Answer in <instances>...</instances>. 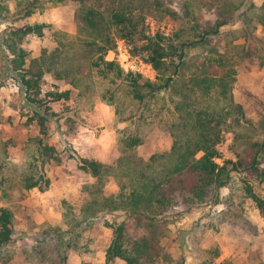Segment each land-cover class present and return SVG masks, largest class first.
Here are the masks:
<instances>
[{
  "label": "trees",
  "instance_id": "16d2710c",
  "mask_svg": "<svg viewBox=\"0 0 264 264\" xmlns=\"http://www.w3.org/2000/svg\"><path fill=\"white\" fill-rule=\"evenodd\" d=\"M68 1L0 0V15L11 14L8 6L11 2L16 4L13 16L22 21L37 11H44L47 3L57 6ZM71 1L79 4L77 33L58 32V47L53 52L44 49L41 56L29 60V53L22 47L28 35L42 36L46 24L10 26L0 36V42L13 57L9 70L29 103L40 111L36 114L41 128V136L31 138L24 148V167L15 166L9 161L4 146L0 148V189L6 195H9V188L48 191L51 182L44 173L45 166L62 161L57 149L46 139L47 123L57 117L50 107H43L45 103L39 99L46 74H52L56 80L79 91L77 115L80 111L92 110L95 96H100L105 104L115 108L118 122L130 124L119 131L121 156L115 164L80 159L81 169L96 179L94 185L85 187L90 188V202L82 210V219L121 211L140 224L149 220V236L139 239L129 236L125 223L110 225L114 237L106 251V264L118 259L126 264L153 263L154 257L161 253L158 239L166 231L159 223L167 220L181 198L184 206L218 205L221 189L227 187L233 173L243 167L251 179L264 183L261 160L264 142L251 144L248 166L244 165L239 153L238 161L225 159L223 165L216 161L222 157L218 145L224 139V126L229 118L237 124H250L243 107L233 100L235 65L227 55L212 48L209 40L210 35L219 34L222 27L230 24V18L242 7H247L245 16L248 11L258 9L253 0H216L218 20L204 25L201 10L210 4L208 0H182L183 18L170 9L173 0ZM157 13H164L182 25L170 36L161 32L150 36L145 28V15ZM118 40L132 44L134 55L146 54V62L157 73L156 80L145 79L141 73L126 72L118 62L106 60L107 54L116 49ZM194 49L201 53L191 56ZM186 69L190 71L187 78ZM180 82L182 86L177 88L175 85ZM162 93H168L170 101L164 103L154 119L169 130L173 145L171 150L145 160L138 155L137 149L145 143L143 127L154 123L146 112L150 110L155 115L150 105ZM70 95L71 91L51 92L48 97L60 101L69 100ZM111 178L119 183L120 191L106 196L104 187ZM243 182L247 197L264 219V198L249 178ZM13 221V211L2 208L1 247L14 239Z\"/></svg>",
  "mask_w": 264,
  "mask_h": 264
},
{
  "label": "rangeland",
  "instance_id": "374dc122",
  "mask_svg": "<svg viewBox=\"0 0 264 264\" xmlns=\"http://www.w3.org/2000/svg\"><path fill=\"white\" fill-rule=\"evenodd\" d=\"M208 1L210 4L201 10L204 25L216 23L218 20V10L214 5L216 0ZM253 2L257 11H248L245 16L247 7H242L240 12L230 18L231 23L221 28L219 34L209 36L210 46L219 54L227 55L235 65L237 73L232 90L233 100L236 105L243 107L250 124H237L231 118L226 122L224 139L218 145L222 157L216 159L220 165H223L225 159L238 161L239 153L244 165L248 166L252 153L251 144L264 142V0ZM8 6L11 14L4 12L0 15V36L10 26L47 25L42 36L30 34L23 41L22 47L29 53V60L41 56L44 49L53 52L58 47V32L72 35L77 33L76 13L79 4L75 1L69 0L68 3L57 6L47 3L44 11H37L32 17L22 21L12 14L16 11V4L11 2ZM169 6L179 17L185 16L182 0H173ZM180 25V21L166 17L164 13L145 15V28L150 36L158 32L170 36ZM138 45L141 46L142 43L139 42ZM119 48L122 51L127 49L131 57L136 59V73L142 70L145 79L156 80V71L142 66L146 62L145 53L134 55L133 45L125 40H118L116 49L110 52L119 56ZM34 52L39 53V56H34ZM110 52L106 60L117 62ZM199 53V50L194 49L190 55L196 56ZM12 58L0 42V148L4 146L9 161L15 166L24 167L25 146L31 138L41 136L36 114L40 111L29 103L20 89V84L9 70V61ZM189 73L186 69V78ZM175 86L181 87L182 82ZM12 91H15L17 101L12 100ZM66 91H71L69 100L54 101L48 97L51 92ZM78 94V90L64 81L56 80L52 74H46L42 80L39 99L44 101L43 107H50L57 115L47 123L46 139L57 149L62 160L60 163L52 162L45 166L44 173L50 182L48 167L63 168L65 165L69 174L82 170L80 159L83 157L70 142V138L79 126H85L84 115L92 112L94 108L80 111L77 115L75 109L78 106ZM97 100L103 102L100 96H95V104ZM167 101H170L169 94H160L150 105L155 115L150 110L146 112L154 123L143 127L145 143L137 149L138 155L145 160L172 148L171 133L154 119ZM110 107L116 117V124H122V128L117 130L119 140V131L126 129L130 123L118 122L115 108ZM34 127L38 131L37 135ZM29 130L33 132L28 137ZM98 131H95L97 135ZM201 155L202 153L198 157ZM261 160L264 167V152ZM246 178L250 179L257 193L264 198V183L251 179L244 167L233 173L231 183L221 189V201L218 205L207 203L184 206L181 198L167 220L159 223L166 228L165 234L158 239L161 253L149 264H264V219L245 193L243 181ZM89 180L80 176L79 185L64 189L65 196L58 195L49 204L45 202L47 199L37 195L40 191L38 188H9V195L0 189V214L5 207L14 213V239L7 246H0V264H106V251L114 237L110 225L125 223L129 236L134 239L149 236V220L140 224L121 211L103 212L96 217L82 219V210L90 202V188L85 187L96 183V179L94 182ZM119 191V183L113 178L104 187L106 196L118 194ZM33 192L37 194L33 195ZM113 264L126 262L118 259Z\"/></svg>",
  "mask_w": 264,
  "mask_h": 264
},
{
  "label": "crops",
  "instance_id": "0c3cea01",
  "mask_svg": "<svg viewBox=\"0 0 264 264\" xmlns=\"http://www.w3.org/2000/svg\"><path fill=\"white\" fill-rule=\"evenodd\" d=\"M33 55L39 56V53L34 52ZM12 94V100L17 101L15 91H12ZM14 114H16V111H14ZM84 118L86 121L85 126L78 127V130L71 135L70 142L83 158L94 159L104 164H115L121 156L118 146L117 130L122 128V124H116V117L112 112V108L97 100L94 110L84 115ZM98 129L100 130L98 131ZM34 131H36L35 133L37 135L38 131L35 130V127ZM95 131H98L99 134L97 135ZM31 132L33 130L28 131V137L32 135ZM65 169V165L63 168L61 166L57 168L48 167L47 173L52 181L49 190L44 193L39 191L38 194L33 192V195L37 194L42 199H47L45 202L49 204L55 201L54 198H57L58 195L65 196L64 189L79 185L78 181L80 176H85L86 179L91 180H89L90 182L95 181L92 175L83 170H76L73 174H69ZM51 197L53 198L51 199Z\"/></svg>",
  "mask_w": 264,
  "mask_h": 264
},
{
  "label": "built area",
  "instance_id": "2783aa9c",
  "mask_svg": "<svg viewBox=\"0 0 264 264\" xmlns=\"http://www.w3.org/2000/svg\"><path fill=\"white\" fill-rule=\"evenodd\" d=\"M119 56L117 53L115 52H110L111 54H113V59L117 60V62L121 65V67L126 71V72H129V71H132V72H137V62H136V59H133L131 57V55L129 54V51L127 49H125L124 51H122V48H119ZM145 63V64H144ZM142 63V66L145 68V67H148L150 70H152V66L147 63V62H144ZM143 68V69H144ZM154 70V69H153ZM139 73H143L142 70H139L138 71Z\"/></svg>",
  "mask_w": 264,
  "mask_h": 264
}]
</instances>
